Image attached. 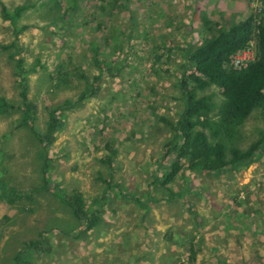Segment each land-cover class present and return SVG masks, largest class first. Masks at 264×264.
Masks as SVG:
<instances>
[{
	"label": "rangeland",
	"instance_id": "1",
	"mask_svg": "<svg viewBox=\"0 0 264 264\" xmlns=\"http://www.w3.org/2000/svg\"><path fill=\"white\" fill-rule=\"evenodd\" d=\"M250 14L264 21L262 0H0V43L15 45L0 48V264H264V154L216 173L183 156L184 170L163 182L174 135L163 118L174 123L183 108L184 49ZM14 50L36 106L29 125ZM255 54L251 41L228 67ZM201 93L216 118L220 91ZM54 108L64 124L45 147ZM263 128L256 108L210 141L244 150ZM73 190L99 218L92 229L68 201Z\"/></svg>",
	"mask_w": 264,
	"mask_h": 264
},
{
	"label": "trees",
	"instance_id": "2",
	"mask_svg": "<svg viewBox=\"0 0 264 264\" xmlns=\"http://www.w3.org/2000/svg\"><path fill=\"white\" fill-rule=\"evenodd\" d=\"M262 2L264 3V0ZM28 8V4L17 5L13 9L14 15L19 16ZM5 12L6 6L1 5L2 15ZM251 41L256 43L255 58L245 66L228 67L232 57ZM13 47H15L14 42L0 43L2 49ZM184 51L190 68L187 70L185 66L182 75L186 73V76H180L177 81L183 108L174 123L163 118L174 133L172 139L164 144V155L173 158L163 177L164 183L171 181L184 170L181 162L183 156L187 168L216 173L224 169H239L247 166L260 154H264V128L259 138L244 150L236 146L227 148L220 141H210V137L233 135L237 127L256 108L262 111L264 119V21L256 22L254 16L250 14L229 26L218 27L214 34L206 36L199 44L189 46ZM16 54L17 50H14L8 55L15 60L18 68L19 94L22 99L19 104L22 111L21 124L29 125L35 118L36 106L27 99L26 76L22 69L23 58L15 57ZM212 84L218 88L223 97L216 118L210 116L216 107L212 101V94L201 93ZM89 95H97V90ZM7 107H9L7 99L0 96V113ZM63 124V116L57 114V109H50L45 130L39 137L40 142L45 147L53 143L56 139L55 132ZM46 169L47 165L44 167V172ZM68 201L77 216L84 220L86 228H93L99 218H89L83 207L81 193L73 190L68 195ZM32 244L33 242H29L23 252ZM189 257H192V254Z\"/></svg>",
	"mask_w": 264,
	"mask_h": 264
},
{
	"label": "crops",
	"instance_id": "3",
	"mask_svg": "<svg viewBox=\"0 0 264 264\" xmlns=\"http://www.w3.org/2000/svg\"><path fill=\"white\" fill-rule=\"evenodd\" d=\"M91 229H92V228H91ZM13 235H14V234H13ZM8 236H9V235H8ZM2 237H3V235H2ZM4 239H5V238H4ZM7 239H8V238H7ZM3 241H4V240H0V242H3ZM94 252L97 253V252H99V250H96V249H95Z\"/></svg>",
	"mask_w": 264,
	"mask_h": 264
}]
</instances>
